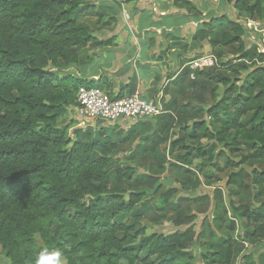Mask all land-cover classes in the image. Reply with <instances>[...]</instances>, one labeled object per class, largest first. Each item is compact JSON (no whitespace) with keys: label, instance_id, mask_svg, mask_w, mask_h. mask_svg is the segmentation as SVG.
Masks as SVG:
<instances>
[{"label":"trees","instance_id":"trees-1","mask_svg":"<svg viewBox=\"0 0 264 264\" xmlns=\"http://www.w3.org/2000/svg\"><path fill=\"white\" fill-rule=\"evenodd\" d=\"M221 1L251 19H264V0ZM174 6L202 16L190 1L175 0ZM100 7L89 0H0L2 254L9 264H34L44 248L59 249L66 264H194L191 258L179 261L184 248L176 236L147 235L144 228L123 221L149 194L131 193L126 200L110 188L109 167L117 150L112 138L96 136L90 129H76L71 135L73 121L60 124L78 108L81 89L105 91L100 81L67 71L79 65L81 53L89 48L117 47L115 38L100 39L88 25L78 23L79 18L101 22ZM203 28L222 32L225 44L236 43L239 57L224 62L225 56L218 55L223 92L206 112L209 122L195 121L192 133L200 134H185L172 146L184 147L191 140L199 144L207 138L231 153L250 145L254 158L264 160V53L247 50L243 40L247 28L226 16L212 18ZM194 74L193 81L200 85L205 70ZM124 97L119 94L116 99ZM219 121L217 128L214 123ZM186 150L180 159L185 165L207 157L201 148ZM246 161L228 164L238 168ZM252 185L264 205V170L252 172ZM230 208L253 227L251 240L264 243V217L234 202ZM232 244L220 243L218 249L229 252ZM202 256L205 264H229L225 252Z\"/></svg>","mask_w":264,"mask_h":264},{"label":"rangeland","instance_id":"rangeland-1","mask_svg":"<svg viewBox=\"0 0 264 264\" xmlns=\"http://www.w3.org/2000/svg\"><path fill=\"white\" fill-rule=\"evenodd\" d=\"M89 1L96 7L102 6L99 8L102 21L99 22L97 18H79L78 23L88 25L96 36L107 39L117 22L113 19L120 15L122 4L127 3L122 2L121 7H118L113 0ZM193 4L202 14L199 16L202 18L198 21L200 24L196 30L193 29L194 34L189 35V39L182 40L180 37L170 45L171 49L182 54L178 57L182 70L178 83H173V88L165 89L166 95L172 97L169 103L162 98L167 114L153 118L152 124L141 121L125 127L123 123H87L80 120L74 110L70 116L73 118V127L69 133L72 135L76 129H90L96 136L112 138L117 150L111 157L109 167L110 188L123 193L126 200L131 193L146 191L149 194L133 214L123 218V221L137 229L144 228L147 235L176 236L184 248L180 262H187L191 258L194 264H205L203 254L210 256L214 252H225L229 264H264V243L251 240L253 227L248 226L230 208V203L234 202L236 207L248 206L253 213L264 217L263 200L257 196L252 185V172L263 171L264 160L254 158L255 150L250 145H242L241 151L231 153L207 138H203L199 144L191 140L184 147L172 146L182 140L185 134L194 137L200 134L192 133L193 123L209 122L206 112L223 92L218 82V76L224 73L222 68L215 66L206 69L202 83L196 85V81L187 76L191 71L189 64L209 55L215 58L223 55L224 62L239 57L236 43L225 44L220 31H203L204 23L212 18L226 16L247 28L243 38L247 50L258 48L264 53V19H251L221 0H196ZM185 15L190 16L187 13ZM147 18H144V22L148 23L150 18ZM195 35L197 40H194ZM190 51L191 55L185 57ZM96 52L94 48L82 52L79 65L67 71L79 72L80 65L91 61V57H97ZM70 118L61 120L60 124H66ZM220 124L221 121L214 123L217 128ZM186 148L194 151L201 148L207 157L185 165L180 159L187 153ZM210 157L213 158L211 161ZM245 158L247 163L238 168L228 164H242ZM233 175L236 181L231 184ZM137 216L140 220L136 219ZM229 240L233 241L229 252L218 249L220 243H228ZM243 243H247L248 247ZM0 259L3 264H9L1 247ZM62 264H66L63 256ZM121 264L128 263L123 261Z\"/></svg>","mask_w":264,"mask_h":264},{"label":"crops","instance_id":"crops-1","mask_svg":"<svg viewBox=\"0 0 264 264\" xmlns=\"http://www.w3.org/2000/svg\"><path fill=\"white\" fill-rule=\"evenodd\" d=\"M116 1L127 3L122 4L123 9L107 38H115L117 47L97 49V57H91V61L79 66V72L71 74L89 81H100L105 92L115 97L122 94L126 98L136 93L146 99L164 98L169 103L172 97L166 95L165 89L173 88L182 70L178 62L182 54L171 49L170 45L180 37L189 39L202 18L185 15V10L174 6L175 0L172 3L171 0ZM145 15L150 18L148 23L144 22ZM190 55L191 51L185 57ZM70 116L72 114L65 119ZM71 120L73 118L63 125ZM153 121L150 119L145 123L152 124ZM123 124L128 127L135 123Z\"/></svg>","mask_w":264,"mask_h":264},{"label":"built area","instance_id":"built-area-1","mask_svg":"<svg viewBox=\"0 0 264 264\" xmlns=\"http://www.w3.org/2000/svg\"><path fill=\"white\" fill-rule=\"evenodd\" d=\"M217 62V59L210 55L191 62L189 64L192 71L190 78L195 80L194 72L214 68ZM77 99L78 118L92 124L95 122L102 124L146 122L166 113L162 98L146 99L140 94L118 100L101 89H81ZM245 245L248 247L247 244Z\"/></svg>","mask_w":264,"mask_h":264},{"label":"clouds","instance_id":"clouds-1","mask_svg":"<svg viewBox=\"0 0 264 264\" xmlns=\"http://www.w3.org/2000/svg\"><path fill=\"white\" fill-rule=\"evenodd\" d=\"M34 264H62V252L59 249H41L34 259Z\"/></svg>","mask_w":264,"mask_h":264}]
</instances>
